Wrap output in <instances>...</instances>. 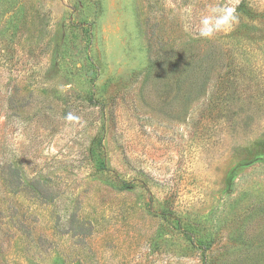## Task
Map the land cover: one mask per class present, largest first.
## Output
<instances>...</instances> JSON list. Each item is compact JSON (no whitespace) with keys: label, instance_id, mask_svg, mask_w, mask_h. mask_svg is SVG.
Here are the masks:
<instances>
[{"label":"rangeland","instance_id":"obj_1","mask_svg":"<svg viewBox=\"0 0 264 264\" xmlns=\"http://www.w3.org/2000/svg\"><path fill=\"white\" fill-rule=\"evenodd\" d=\"M0 264H264V0H0Z\"/></svg>","mask_w":264,"mask_h":264},{"label":"clouds","instance_id":"obj_2","mask_svg":"<svg viewBox=\"0 0 264 264\" xmlns=\"http://www.w3.org/2000/svg\"><path fill=\"white\" fill-rule=\"evenodd\" d=\"M238 22L236 10L227 6H210L200 16L197 31L200 37L213 38L215 34L230 29ZM69 119L74 117L69 116Z\"/></svg>","mask_w":264,"mask_h":264},{"label":"trees","instance_id":"obj_3","mask_svg":"<svg viewBox=\"0 0 264 264\" xmlns=\"http://www.w3.org/2000/svg\"><path fill=\"white\" fill-rule=\"evenodd\" d=\"M239 13L241 14H246L249 15L248 11H251V9L249 7H247L244 3H240L239 6L236 9Z\"/></svg>","mask_w":264,"mask_h":264}]
</instances>
